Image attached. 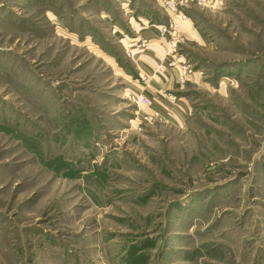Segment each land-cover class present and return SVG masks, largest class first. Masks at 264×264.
Segmentation results:
<instances>
[{"label":"rangeland","instance_id":"obj_1","mask_svg":"<svg viewBox=\"0 0 264 264\" xmlns=\"http://www.w3.org/2000/svg\"><path fill=\"white\" fill-rule=\"evenodd\" d=\"M157 5L0 0V264H264V0L185 6L150 99L117 28Z\"/></svg>","mask_w":264,"mask_h":264},{"label":"crops","instance_id":"obj_2","mask_svg":"<svg viewBox=\"0 0 264 264\" xmlns=\"http://www.w3.org/2000/svg\"><path fill=\"white\" fill-rule=\"evenodd\" d=\"M141 1H148L149 3L157 1V10L160 14L158 15L157 12L150 13V11H139L135 15H131L128 12H125L123 14L126 15L124 17V25L127 29V27L129 26L128 23H130V29L126 31V29L122 27L123 25L117 28V31L120 33L119 35L117 34V40L118 42H120L121 52L123 48L125 51V45L126 43L129 44L130 41H137L139 39H144L147 41V44L144 46V48L141 50H136L128 58V60L130 61L132 66V73H130V76L136 77L137 74L139 78L144 77L146 79V81L141 79L142 83L143 81L145 82L143 88H147L143 89L142 91L148 92L150 99H152L154 98V95H161L165 88H168L170 86L177 87V85H179L178 77L181 74L185 73L184 83H188V81L192 79L193 75L190 74L191 72L189 64L183 63V61L186 60L184 58L185 56L178 53L177 50L179 49V45H183L192 41L200 43L203 38L201 37V34L197 27L193 25L191 19L182 21L175 38L177 50L176 52H172L171 54H166L165 51L166 47L168 46L166 42L167 38L160 37L157 24L168 18V12L164 9L159 0ZM128 17L129 19L127 20ZM129 32L131 36L128 35ZM169 63H171V65ZM160 66L164 67L165 71L163 70L162 72H160L158 70V67ZM183 66H186V72H184ZM144 95L146 96V94ZM146 97L149 99L148 96Z\"/></svg>","mask_w":264,"mask_h":264},{"label":"built area","instance_id":"obj_3","mask_svg":"<svg viewBox=\"0 0 264 264\" xmlns=\"http://www.w3.org/2000/svg\"><path fill=\"white\" fill-rule=\"evenodd\" d=\"M164 9L168 12V18L161 22L158 25L159 35L161 38H167V47H166V54H171L172 52H176V44L175 38L176 33L179 30L180 23L182 21H187L190 18L188 15L183 11V8L192 2H201L205 3L207 0H159ZM147 44V41L144 39H139L137 41H131L125 48V54L127 56H131L136 50H141ZM171 65V63H169ZM158 70L161 72L164 70V67H158ZM184 72H186V66H183ZM144 81L146 79L142 77ZM185 81V73L181 74L178 77V82L184 83ZM134 101L138 105L148 106L150 105V100L142 93H139L134 96ZM160 114L158 111L150 112L148 115L145 116L147 120H153L159 118Z\"/></svg>","mask_w":264,"mask_h":264}]
</instances>
